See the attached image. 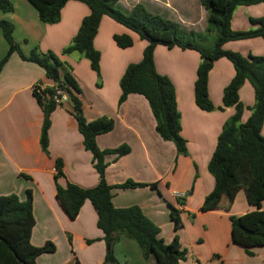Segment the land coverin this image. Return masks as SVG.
Returning a JSON list of instances; mask_svg holds the SVG:
<instances>
[{"label": "crops", "instance_id": "obj_1", "mask_svg": "<svg viewBox=\"0 0 264 264\" xmlns=\"http://www.w3.org/2000/svg\"><path fill=\"white\" fill-rule=\"evenodd\" d=\"M9 1L14 11L0 14V21L13 26L14 41L21 53L27 56L32 49L39 53L52 52L61 62L60 76L68 73L80 91L78 99L85 121L93 122L102 117L112 119V130L95 138L97 148L100 151L120 146L129 148L130 152L125 156L104 157V180L113 187L111 202L114 208L137 206L158 227V237L164 243H171L176 237L180 249L185 252L184 259L178 264H264V248H256L253 256H248L231 241L229 217L254 210L247 204L242 189L236 190L231 199L222 197L218 209L200 210L214 187L207 166L217 137L235 112L232 107L220 109L223 90L234 75L230 62L221 58L213 63L208 74L207 93L214 110L203 112L196 107L193 95L200 63L198 53L176 47H155V70L168 78L175 90L180 135L186 142V153L179 155L172 142L163 141L156 133L155 119L142 96L131 94L122 103L118 102L120 78L128 65L141 60L147 45L145 41L103 17L93 40L95 50L100 53L96 74L81 54L62 55L82 19L89 14L84 4L67 2L60 11L58 23L46 25L40 22L36 10L27 0ZM136 4L143 5L153 15L179 24L187 34L200 35L199 41L210 35L205 32L207 13L199 0H136L127 10L130 12ZM193 8L202 14L204 24L201 28H197V17L188 18L186 11ZM263 15L264 3L237 7L230 27L236 32L254 30L256 27L251 20ZM211 34L216 37L215 32ZM121 35L131 37L130 48L116 47L113 36ZM7 50L0 33V61ZM223 50L243 57L264 56V40L252 38L228 42ZM36 85L49 88L54 84L40 67L22 60L16 53L11 54L0 72V196L15 195L23 202L30 191L34 218L30 244L41 247L50 242L55 246L54 253L37 257L36 264H104L103 234L96 226L97 216L92 205L85 202L78 216L70 220L55 197L56 161L62 165V177L57 181L59 186L72 184L81 189H92L99 181L92 156L83 147L68 102L50 113L47 151H42L43 112L33 96ZM238 95L243 106L240 121L244 123L254 105L253 89L248 82L241 86ZM260 133L264 136V122ZM126 182L145 186L115 188ZM176 194L185 196L179 200ZM172 208L180 221L177 229L170 217ZM261 210L264 211V201ZM113 252L119 264H154L153 260H143L137 244L125 237H119Z\"/></svg>", "mask_w": 264, "mask_h": 264}, {"label": "trees", "instance_id": "obj_2", "mask_svg": "<svg viewBox=\"0 0 264 264\" xmlns=\"http://www.w3.org/2000/svg\"><path fill=\"white\" fill-rule=\"evenodd\" d=\"M36 10L40 22L46 25L58 23L60 11L67 2L84 4L88 16L84 17L71 44L62 51V55L76 52L89 62L90 69L99 72L100 53L95 50L93 40L97 34L100 21L107 17L140 40L147 43L141 60L126 67L119 81L122 103L128 95L142 96L148 103L155 119V131L163 141L172 142L179 155L186 153V142L181 137L180 117L176 106L175 90L170 80L159 75L155 70L154 49L162 46L166 49L179 48L198 53L200 63L196 70L193 86L194 103L203 112H212L214 107L208 98V74L213 63L225 58L232 65L234 75L222 93V107L234 108L233 116L223 125L217 137L214 152L209 160L207 170L213 178V190L205 197L202 212L218 209L222 197L231 199L236 190L242 189L247 204L253 211L241 216H230V237L233 244L242 248L246 255L253 256V250L264 248V136L261 128L264 122V56L243 57L238 53L223 50L228 42L243 41L252 38L264 40V15L251 24L256 28L250 31H232L230 21L237 7H249L263 4L264 0H199L206 11V33H216L210 50H205L197 39L200 35L185 33L179 24L149 13L141 4L132 7L128 15L120 12L116 5L119 0H27ZM14 7L9 0H0V14H10ZM0 33L8 50L0 61V72L11 56L16 53L27 62L40 67L45 77L53 82V87L45 88L42 95L33 91L38 105L42 108L43 124L40 135V147L47 151V130L49 115L61 103L53 98L57 91L66 95L72 106L73 117L82 136L83 147L92 156L93 167L98 174V184L92 189H81L72 184L61 187L57 184L62 177L61 162L56 161L54 176L55 197L70 220H74L85 202H89L96 212L97 228L102 232L105 244L104 264H119L113 247L119 237H125L137 244L142 259L153 260L154 264H178L184 259L185 252L178 245L175 237L171 243H164L159 237V229L147 219L137 206L116 209L112 205V190L104 180L106 155L118 157L127 155V146L113 150L100 151L95 138L112 130L113 121L105 117L93 122H86L78 99L80 93L75 81L68 74L60 76L61 62L51 52L39 53L32 49L24 56L13 37V26L0 21ZM118 49L130 48L133 44L128 35L113 36ZM248 82L253 89L254 105L249 118L241 123L243 106L238 92ZM45 96L50 98L46 100ZM44 97V98H43ZM142 184L126 182L116 189H134L144 187ZM153 187V185H151ZM181 200V199H179ZM181 202V201H180ZM170 217L175 229L180 226L176 211L172 208ZM34 226L32 216V198L30 191L26 199L20 202L15 195L0 196V264H36L37 257L55 252V246L47 242L41 247L30 244V234ZM222 264V263H219Z\"/></svg>", "mask_w": 264, "mask_h": 264}, {"label": "rangeland", "instance_id": "obj_3", "mask_svg": "<svg viewBox=\"0 0 264 264\" xmlns=\"http://www.w3.org/2000/svg\"><path fill=\"white\" fill-rule=\"evenodd\" d=\"M136 0H121L119 2V6L117 5L116 8L122 12L123 14H126L128 15L129 14V11L127 10L128 6L131 4V3H134ZM187 15L189 16L188 18H195L197 17L198 19V22H197V25L198 27L197 28H201L203 26V17H202V14L201 12L197 11V9L193 8V9H188L186 11ZM132 33V32H131ZM134 34V33H132ZM135 35V34H134ZM215 38V34L212 35L210 34L205 40H202V41H199L197 39V42L199 43V45H201L205 50H210L211 47H212V43H213V40ZM47 52H50V51H47ZM46 51L43 52V53H47ZM52 53V52H51ZM53 54V53H52ZM54 55V54H53ZM55 56V55H54ZM56 57V56H55Z\"/></svg>", "mask_w": 264, "mask_h": 264}, {"label": "built area", "instance_id": "obj_4", "mask_svg": "<svg viewBox=\"0 0 264 264\" xmlns=\"http://www.w3.org/2000/svg\"><path fill=\"white\" fill-rule=\"evenodd\" d=\"M45 88H42L40 85H36L35 87H33V91L38 94V95H42V92L44 91ZM44 98V97H43ZM46 100H48L50 97L49 96H45ZM53 101H55V103H61V105L65 102H67V98L66 95L60 91H57L56 95L51 98ZM184 194H176V197L178 199H182L184 198Z\"/></svg>", "mask_w": 264, "mask_h": 264}]
</instances>
